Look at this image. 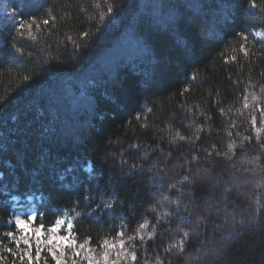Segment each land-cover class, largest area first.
I'll list each match as a JSON object with an SVG mask.
<instances>
[{
	"label": "trees",
	"instance_id": "trees-1",
	"mask_svg": "<svg viewBox=\"0 0 264 264\" xmlns=\"http://www.w3.org/2000/svg\"><path fill=\"white\" fill-rule=\"evenodd\" d=\"M252 2L0 0V264H29L15 201L91 238L61 264H264ZM43 247L31 264H56Z\"/></svg>",
	"mask_w": 264,
	"mask_h": 264
},
{
	"label": "snow or ice",
	"instance_id": "snow-or-ice-1",
	"mask_svg": "<svg viewBox=\"0 0 264 264\" xmlns=\"http://www.w3.org/2000/svg\"><path fill=\"white\" fill-rule=\"evenodd\" d=\"M252 7H257L255 0H253ZM110 11V9H109ZM54 19V18H53ZM44 24H48V20L43 21ZM24 22H20V27L24 28ZM28 27H31V24L28 25ZM31 34V33H30ZM85 35H87L85 33ZM255 35L261 39H264V32H256ZM244 40H247V36H243ZM241 49L244 51V54L247 55L248 51L246 48H244L243 45H241ZM234 60L235 57H232ZM180 139H184V137H180ZM184 181H188L189 177L184 176L183 178ZM182 183V181H181ZM173 187H176L175 184H173ZM178 203V202H177ZM97 207H105V208H111V204H102V205H97ZM65 216H67V213H65ZM38 216L34 212L31 215L27 216V218H22L21 216L17 215L14 218V226L17 230L20 231V237L19 239H16V233L15 232H6L3 233L4 236L11 238L16 247L19 248L20 244L23 243L26 247L22 250L23 255H20L21 261L24 260V257L27 256V259L29 261V264H31L33 260V256L31 255V250L33 248V242L35 243V259L37 261L40 260L41 258V252L45 250L43 246H48L47 247V252L48 254L56 260V264H61V260L57 258L56 256V251L54 249H58L61 252V256H63V249L70 248L73 250L74 256H80V251L79 249H83L85 247V244L90 243L91 238L88 237L85 240V243L83 244H78L76 240V236L73 233L72 229L74 227L73 222L69 219L66 220L64 218H58L56 219L51 225L45 228L44 223H40L36 227H32V225L35 224L37 221ZM27 226V227H26ZM146 225H141V227H145ZM63 233V234H61ZM118 236L123 237L124 233L123 231L117 233ZM184 236L187 237L188 233L185 232ZM46 237V238H45ZM131 239V237H130ZM143 239V237H141ZM104 245H108V241L105 240L103 241ZM115 244L109 245V247L115 248ZM124 246V241L121 239L120 240V247L123 248ZM8 252H12V249H7ZM90 251V250H89ZM19 255V253H17ZM104 259L107 260L108 254L105 252L104 254ZM131 258L133 260L136 259V256L134 253L131 254ZM0 259H3V257H0ZM75 264V261L73 262ZM88 264H91V260L88 261Z\"/></svg>",
	"mask_w": 264,
	"mask_h": 264
},
{
	"label": "rangeland",
	"instance_id": "rangeland-1",
	"mask_svg": "<svg viewBox=\"0 0 264 264\" xmlns=\"http://www.w3.org/2000/svg\"><path fill=\"white\" fill-rule=\"evenodd\" d=\"M14 210H15V214H14V217H13V220H12L13 223H14V218L17 215L21 216L22 218H27V216H29V215H31L32 213L35 212L34 207L31 206L30 204L21 205L18 201H15ZM64 219H66V218H64ZM61 234H63V233H61ZM54 250L55 251H60L58 249H54Z\"/></svg>",
	"mask_w": 264,
	"mask_h": 264
}]
</instances>
